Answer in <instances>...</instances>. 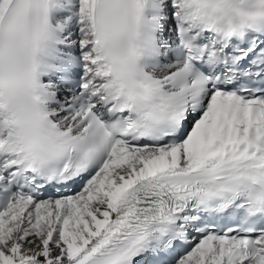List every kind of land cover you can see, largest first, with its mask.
Wrapping results in <instances>:
<instances>
[{"label":"snow or ice","instance_id":"snow-or-ice-1","mask_svg":"<svg viewBox=\"0 0 264 264\" xmlns=\"http://www.w3.org/2000/svg\"><path fill=\"white\" fill-rule=\"evenodd\" d=\"M0 264H264V0H0Z\"/></svg>","mask_w":264,"mask_h":264}]
</instances>
